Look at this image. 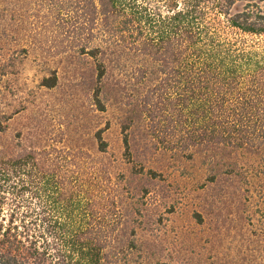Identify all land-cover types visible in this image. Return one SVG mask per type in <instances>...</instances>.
I'll return each mask as SVG.
<instances>
[{"label":"rangeland","instance_id":"374dc122","mask_svg":"<svg viewBox=\"0 0 264 264\" xmlns=\"http://www.w3.org/2000/svg\"><path fill=\"white\" fill-rule=\"evenodd\" d=\"M62 3L0 0V160L67 154L112 232L104 264H264V146L190 138L182 87L95 31L99 82L90 33Z\"/></svg>","mask_w":264,"mask_h":264},{"label":"trees","instance_id":"16d2710c","mask_svg":"<svg viewBox=\"0 0 264 264\" xmlns=\"http://www.w3.org/2000/svg\"><path fill=\"white\" fill-rule=\"evenodd\" d=\"M69 1L57 8L64 16L75 14V34L90 33L92 47L82 51L98 62L99 82L107 70L99 61L102 47L94 46L95 31L108 46L149 57L166 86L182 87L180 95L173 93L189 114L183 126L190 138L240 149L264 146V0ZM238 4L243 9L234 14ZM102 135L96 138L105 153ZM124 144L129 150L127 139ZM62 154L61 163L42 162L34 152L0 160V264L108 259L107 218L85 196L77 167Z\"/></svg>","mask_w":264,"mask_h":264}]
</instances>
